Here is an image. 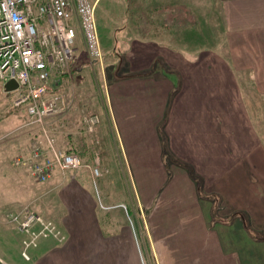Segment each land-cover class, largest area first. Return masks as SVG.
<instances>
[{
    "label": "crops",
    "instance_id": "crops-1",
    "mask_svg": "<svg viewBox=\"0 0 264 264\" xmlns=\"http://www.w3.org/2000/svg\"><path fill=\"white\" fill-rule=\"evenodd\" d=\"M161 2L139 4L133 34L126 22L132 7H122L136 71L100 85L94 130L85 120L75 127L71 108L53 125L44 122L86 165L57 168L38 182L14 158L28 156L36 140L47 146L42 126L10 140L0 132L2 263L23 259L24 233L6 213L31 205L66 235L41 239L30 249L33 264H264V142L241 85L254 81L264 95V0L207 1L211 47L202 34L193 60L191 49L173 48L176 38L160 21L174 20V4ZM86 126L100 144L86 137ZM95 164L124 174L117 188L125 196L110 199L111 178H95ZM128 201L137 226L127 221Z\"/></svg>",
    "mask_w": 264,
    "mask_h": 264
},
{
    "label": "built area",
    "instance_id": "built-area-1",
    "mask_svg": "<svg viewBox=\"0 0 264 264\" xmlns=\"http://www.w3.org/2000/svg\"><path fill=\"white\" fill-rule=\"evenodd\" d=\"M91 0H0V78L14 79V104H27L26 124H39L47 146L39 140L31 144L28 156H16L14 164L27 165L38 182L47 181L58 168L62 173L86 165L75 151L58 147L44 126L47 118L60 116L71 106L69 95L57 84L74 59L78 30L83 34L92 60H102V46ZM93 131L100 121L97 114L85 117ZM95 178L102 176L99 165L91 166ZM8 221L24 233L21 254L31 258L30 249L43 238L65 239L57 223L25 206L6 213Z\"/></svg>",
    "mask_w": 264,
    "mask_h": 264
},
{
    "label": "rangeland",
    "instance_id": "rangeland-1",
    "mask_svg": "<svg viewBox=\"0 0 264 264\" xmlns=\"http://www.w3.org/2000/svg\"><path fill=\"white\" fill-rule=\"evenodd\" d=\"M95 2V20L98 36L102 46V60H92L90 59L87 50L85 52V40L83 34L80 30H78V35L75 42V58L74 62L72 61L69 71L65 74L67 77L64 79L63 86L61 89L68 92L70 96L73 98V102H71V106L67 110V113L72 109V116L78 117L79 125L75 126L77 128L86 125L85 117L91 112H96L93 107L96 108L97 100L98 102L102 101L103 88L101 91L99 90L100 85L103 87L105 83L109 82L112 77L117 74H127L133 73L136 71L133 61L136 60L135 56L132 53V44L133 41L130 40L132 35L125 34L124 27H122V7L127 6L132 7L130 9L131 13L127 17V24L130 27L129 32L134 33L137 27V24L141 22V18L138 15L139 4L142 1L148 0H91ZM163 2L160 5L165 6L167 3L174 4V9L169 11V15L174 16V20L167 21L162 19L163 22L161 24L162 27L166 26L169 28V31L175 36L176 41L174 43L173 48L177 49H191L190 53L193 60L196 56L193 55L196 50H198L203 45H200L199 38L203 34V37L207 35L206 46L211 47L210 40V28H209V17H208V5L207 1L209 0H162ZM138 7V8H137ZM125 24V23H124ZM118 26L120 29H118ZM122 36V37H121ZM120 37V38H119ZM188 40V42L186 41ZM200 41V42H199ZM119 43V44H118ZM135 44V43H134ZM189 44V46H188ZM117 47V48H115ZM207 48V49H208ZM190 54V56H191ZM198 58V57H196ZM195 58V59H196ZM175 62L178 59L176 56ZM207 63L212 64V58H206ZM142 68V72H143ZM4 81L0 78V132H7L4 136L9 140L17 137L18 134L26 131L28 127L33 124H26L29 119V115L27 112V104H23L21 106H16L14 104V98L16 93L14 90H6L4 87ZM242 89L245 93V97L250 105L248 108L250 112L253 113V118L255 119L256 129L259 131L261 138L264 142V95L262 97V93L258 91L256 88L257 84L254 81L251 82H242ZM71 98V100H72ZM71 108V109H70ZM94 110V111H93ZM98 113V112H97ZM99 114V113H98ZM57 117V116H56ZM49 119V124L55 121V117L47 118ZM246 128V125L242 123ZM47 126V122H46ZM87 126L85 127V129ZM48 131V135L54 140L55 144L63 147L70 148L69 146L64 147L63 144L60 145L57 138L54 136V133L46 127ZM86 137L94 138L99 142V140L94 136L93 132H90L86 129ZM91 133V134H88ZM93 133V134H92ZM3 136V137H4ZM59 141L67 142L65 137L59 138ZM71 142V141H70ZM77 141H75L76 143ZM101 142H99L100 144ZM78 146L83 148L84 143L77 142ZM80 144V145H79ZM82 144V145H81ZM96 144V142H95ZM103 176L106 178L104 180L109 181L111 178V182L109 184L110 189V199H119L124 195L123 189H118L120 187L118 185V181H123L124 177L120 174L119 170L112 171L107 169H101ZM126 170H121L122 173L126 172ZM128 174V171H127ZM120 176V177H119ZM103 178V177H102ZM101 178V180H102ZM121 178V179H120ZM128 189H130L131 185H127ZM116 188L118 190L113 191L112 189ZM127 189V190H128ZM100 192L103 193V190L100 186ZM104 194V193H103ZM106 202V200H104ZM127 206L129 207L130 214L127 216V221L136 225V220L134 216V201H128ZM30 205V204H29ZM25 206L21 207L24 208ZM33 208L31 205L29 206ZM17 209V210H21ZM35 209V208H34ZM17 211L16 209H14ZM105 216V219H107ZM107 221V220H106ZM14 234H18V238L20 234L18 231L13 230ZM23 235V234H22ZM17 237V236H16ZM22 238V236H21ZM16 253L19 251L14 250ZM22 249L20 248V255ZM32 250H30L31 252ZM149 255V254H148ZM23 259H25L22 256ZM20 260L17 264H33L32 263V255L30 259ZM31 260V261H30ZM0 264H4L0 261Z\"/></svg>",
    "mask_w": 264,
    "mask_h": 264
},
{
    "label": "water",
    "instance_id": "water-1",
    "mask_svg": "<svg viewBox=\"0 0 264 264\" xmlns=\"http://www.w3.org/2000/svg\"><path fill=\"white\" fill-rule=\"evenodd\" d=\"M4 87L6 90H14L18 87V82L14 79L8 80L5 84Z\"/></svg>",
    "mask_w": 264,
    "mask_h": 264
},
{
    "label": "trees",
    "instance_id": "trees-1",
    "mask_svg": "<svg viewBox=\"0 0 264 264\" xmlns=\"http://www.w3.org/2000/svg\"><path fill=\"white\" fill-rule=\"evenodd\" d=\"M68 150L73 151V150H71V149H68Z\"/></svg>",
    "mask_w": 264,
    "mask_h": 264
}]
</instances>
